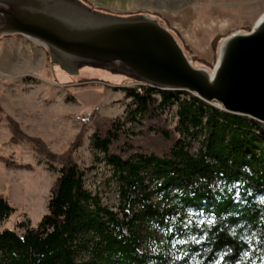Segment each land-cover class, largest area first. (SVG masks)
<instances>
[{"label": "trees", "instance_id": "trees-1", "mask_svg": "<svg viewBox=\"0 0 264 264\" xmlns=\"http://www.w3.org/2000/svg\"><path fill=\"white\" fill-rule=\"evenodd\" d=\"M220 38L212 42L214 50ZM123 90L134 105L130 110V104L126 106L128 119L143 118V129L136 137L138 133L123 130L119 121L96 123L90 166L76 159L88 122L63 152L54 153L41 137L27 135L9 119L10 141L32 145L56 176L37 226L21 223L22 233L0 230V264L263 260L264 132L259 127L263 123L220 110L186 91L148 85ZM170 103L176 104L174 127L163 114ZM191 142L197 144L194 153L189 150ZM4 162L9 168H29L10 159ZM101 163L109 166L118 185L115 210L85 187L86 174ZM14 210L0 195V226ZM185 211L200 220L184 227ZM155 233L161 234L164 247L142 250V240ZM188 234L190 238L181 241ZM175 239L185 254L181 259L168 254Z\"/></svg>", "mask_w": 264, "mask_h": 264}, {"label": "rangeland", "instance_id": "rangeland-1", "mask_svg": "<svg viewBox=\"0 0 264 264\" xmlns=\"http://www.w3.org/2000/svg\"><path fill=\"white\" fill-rule=\"evenodd\" d=\"M82 1L97 10L112 14H149L158 17L178 35L186 51L192 54L195 65L210 68L214 59L206 62L194 56L177 29L170 25L171 20L179 18L186 10L208 6L212 11L220 10L221 13L234 16L238 21L240 17L235 13V5L243 6L252 0ZM251 26L239 28L249 30ZM230 32L232 31L228 33ZM216 48L214 50L212 47L214 57ZM133 84L135 82L122 75L96 68L85 67L79 70L78 74L70 75L52 63L48 53L35 43L15 35L0 37V195L15 209L1 224L0 230L12 229L22 233L24 228L19 226L21 223L25 226H37L46 213L49 190L56 176L32 145L10 141L9 119L17 122L27 135L41 137L52 152L61 153L79 132L83 124L80 117L94 111L84 134L83 145L76 153V159L82 166H90L94 163L92 133L96 123L103 119L116 120L122 123L123 130L138 133L136 137L140 135L144 119L138 116L135 121L128 119L126 106L130 104V110L134 105L123 90V87H133ZM138 86L140 84L136 83V87ZM177 96L182 97L183 93ZM212 105L216 107V104ZM175 110V103L166 104L163 110L164 117L171 127L176 125ZM259 127L264 132V125L259 124ZM189 150L193 153L197 150L196 142L190 143ZM5 159L19 165H28L29 168H9L4 162ZM111 175L109 166L104 163L97 164L94 170L86 174L85 187L93 195H98L104 205L115 210L118 185ZM199 220V216L188 211L182 216L184 227ZM161 237L160 233L150 234L142 240L141 249L151 252L161 249L165 244ZM189 238L188 234L181 241ZM179 241L175 239L168 248L172 259L185 256L177 245ZM193 263L196 264L192 260L190 264ZM213 264L223 263L219 259ZM251 264H264V259L253 261Z\"/></svg>", "mask_w": 264, "mask_h": 264}, {"label": "water", "instance_id": "water-1", "mask_svg": "<svg viewBox=\"0 0 264 264\" xmlns=\"http://www.w3.org/2000/svg\"><path fill=\"white\" fill-rule=\"evenodd\" d=\"M12 35L43 48L70 75L105 70L264 124V13L249 30L220 38L210 68L195 65L158 17L103 12L82 0H0V37Z\"/></svg>", "mask_w": 264, "mask_h": 264}, {"label": "crops", "instance_id": "crops-1", "mask_svg": "<svg viewBox=\"0 0 264 264\" xmlns=\"http://www.w3.org/2000/svg\"><path fill=\"white\" fill-rule=\"evenodd\" d=\"M251 2L243 6L235 5V13L240 17L238 21L234 16L231 17L225 12L221 13L220 10L212 11L208 6H200L198 9L182 12L179 18L175 17L171 20L170 25L177 29L194 56L211 62L214 59L211 43L216 37L237 28L250 26L261 13H264V0ZM213 3L219 2L213 1Z\"/></svg>", "mask_w": 264, "mask_h": 264}, {"label": "built area", "instance_id": "built-area-1", "mask_svg": "<svg viewBox=\"0 0 264 264\" xmlns=\"http://www.w3.org/2000/svg\"><path fill=\"white\" fill-rule=\"evenodd\" d=\"M133 82H135V81H133ZM132 86H133V87H136V82H135V84H133ZM93 114H94V111H92L91 113L87 114L86 116H81V117H80V121H81L82 123H87V122H89L90 119L92 118Z\"/></svg>", "mask_w": 264, "mask_h": 264}, {"label": "bare ground", "instance_id": "bare-ground-1", "mask_svg": "<svg viewBox=\"0 0 264 264\" xmlns=\"http://www.w3.org/2000/svg\"><path fill=\"white\" fill-rule=\"evenodd\" d=\"M136 83H138V82H136ZM138 84H140V83H138ZM140 85H142V84H140Z\"/></svg>", "mask_w": 264, "mask_h": 264}, {"label": "snow or ice", "instance_id": "snow-or-ice-1", "mask_svg": "<svg viewBox=\"0 0 264 264\" xmlns=\"http://www.w3.org/2000/svg\"><path fill=\"white\" fill-rule=\"evenodd\" d=\"M255 194V193H254Z\"/></svg>", "mask_w": 264, "mask_h": 264}]
</instances>
